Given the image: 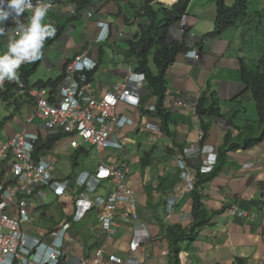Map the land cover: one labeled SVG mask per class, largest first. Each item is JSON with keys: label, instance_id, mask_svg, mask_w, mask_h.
I'll return each mask as SVG.
<instances>
[{"label": "crops", "instance_id": "1", "mask_svg": "<svg viewBox=\"0 0 264 264\" xmlns=\"http://www.w3.org/2000/svg\"><path fill=\"white\" fill-rule=\"evenodd\" d=\"M121 1L95 0L80 12L70 4L48 11L44 23L55 30L62 27V32L42 48L39 64L28 76V83L35 86L38 81L56 80L57 85L65 79L63 71L68 59L84 51L94 56L99 64L90 75V89L96 96H102L110 84L123 81L129 67L135 70L137 59L131 54L127 40L139 30L140 25L137 19L127 15L123 4L130 2L131 12L139 19L142 0ZM228 1L225 0L227 4ZM259 6L264 8V0ZM89 11L92 15H88ZM255 12L259 16L258 22L247 18V13V17L219 36L206 37L201 45L203 49L197 47L198 57L186 55V51L192 49L188 45L189 48L179 53L167 68L168 133L161 129L162 134L159 135L146 127L150 123L161 128L159 116L147 108L157 97L146 82H131L129 87L139 96V106L120 102L116 107L119 114L133 120L123 129L116 130L117 136L125 139L123 149L105 147L98 152L94 148L91 155L86 144L82 149L72 148L68 145V138L63 137L55 152L54 147L48 152L56 158L57 164L64 165V169L58 167L53 170L59 178H74L82 170L94 172L102 161L108 164L126 161L128 184L138 205V219L119 218V225L111 235L100 228L95 210H90L82 220L73 223L66 234V263L74 264L77 258L89 255L95 248H102L106 255L114 254L126 261L133 258L138 260L137 264H172V244L166 228L180 225L187 229L192 221V199L181 173L180 158L187 166L198 167L207 149L213 147L218 154L227 128L234 138L241 136L239 139L249 133L240 129L246 125H252L256 134L262 130L257 122L252 92L245 88L241 77L242 63L251 65L264 54V14L258 10ZM32 15L30 11H24L19 22L10 18L0 24V29H3L0 54L7 51L9 42L17 38L20 25H26ZM215 17L214 0H191L184 18L173 27L169 39L179 38L181 26L202 37L213 30ZM99 21L108 23L109 37L96 42L100 32ZM27 64L29 62L25 61L20 65L18 78L22 73L21 67ZM149 66L156 74L157 69L151 59ZM203 94L207 97L205 106L216 101L221 116L196 113L193 103ZM177 100L184 103L175 105ZM3 102L14 104L15 112H19L15 119L20 129L32 112L27 106L26 112L21 113L29 102L16 95ZM231 116L232 126L227 127L225 123ZM203 124H207V132L200 139ZM3 126L8 130L5 139L19 130L13 129L10 122ZM110 190V183L104 182L97 193L106 195ZM200 193L210 221L196 229L195 239L181 243V250L187 253L190 263L264 264V138L248 148L227 151L222 167L202 184ZM57 199L65 211L54 227L73 210L71 200ZM170 200L176 201V209L168 217ZM124 207L125 204L120 203V208ZM28 229L39 235L48 230L34 225ZM102 264L111 263L104 260Z\"/></svg>", "mask_w": 264, "mask_h": 264}, {"label": "built area", "instance_id": "2", "mask_svg": "<svg viewBox=\"0 0 264 264\" xmlns=\"http://www.w3.org/2000/svg\"><path fill=\"white\" fill-rule=\"evenodd\" d=\"M64 4L73 6L71 0H31V7L25 11L33 14L38 5H47L50 11ZM0 5L8 10L7 0H0ZM142 5L141 2L139 17ZM123 6L127 15L141 24L143 19L134 17L131 3L125 2ZM88 15L92 12L89 11ZM97 25L100 32L95 41L108 39V23L99 21ZM179 32L180 36L185 33L182 26ZM186 37L187 44L192 46L186 55L198 57L197 46L202 38L193 32H188ZM98 66L96 58L84 51L68 59L63 71L65 79L54 87L34 86L22 78L14 81L5 79L0 84L1 88L7 84L14 85V95L33 106L21 128L9 138L0 139V264H69L65 262L66 234L72 224L82 220L90 210L97 212L100 228L109 235L115 233L119 218L137 220L139 217L137 199L128 184L126 161L111 164L102 161L94 172L82 170L74 178H59L53 173L56 158L49 153L37 152L38 141L56 133L66 135L72 148L89 143L98 152L105 147L124 148L125 139L119 138L116 130L123 129L133 120L119 114L116 107L120 102L139 106V96L131 91L129 85L131 82H145V78L129 67L123 81L110 84L102 96H96L90 89L89 73L97 70ZM183 103V100L174 102L175 105ZM163 105L165 108L170 105L166 97ZM147 108L156 111V101ZM146 127L162 134L161 128L155 124L147 123ZM199 133L202 139L204 131ZM204 153L198 167L187 166L183 158L179 160L189 191L195 189L197 171L208 173L217 163L218 154L213 147ZM104 182L110 183L111 190L106 195L98 194ZM45 190L56 198L71 200L73 210L62 218L59 225L39 235L28 228L33 226L32 216L38 208L35 201L41 199ZM120 203L125 207L120 208ZM175 209L176 201L170 200L168 217ZM104 260L111 264L138 262L133 258L126 261L114 254L106 255L102 248H95L89 255L77 258L74 264H102ZM178 264H191L183 250L178 253Z\"/></svg>", "mask_w": 264, "mask_h": 264}, {"label": "trees", "instance_id": "3", "mask_svg": "<svg viewBox=\"0 0 264 264\" xmlns=\"http://www.w3.org/2000/svg\"><path fill=\"white\" fill-rule=\"evenodd\" d=\"M57 1V0H49ZM95 0H71V4L75 7L77 12H80L85 7L93 3ZM191 0H176L171 5H165L158 0H142L140 17L143 19L139 25V30L127 40L129 50L133 56L136 57L137 62L135 71L144 75L145 82L152 89L156 95V114L161 120V129L168 133V117L167 109L163 105V99L166 96V79L165 72L167 68L175 61L176 56L185 52L189 46L186 41V32L188 28L184 27V34L176 39H169V35L173 27L180 22L186 12ZM216 4V17L214 28L212 31L205 33L198 43L201 46L206 37L219 36L227 28L235 26L245 17H247V7L250 0H234L232 4H227L225 0H214ZM157 5V8L155 7ZM162 12V18L159 19L158 13ZM62 27L55 30V34L48 36L43 44V47L51 43L60 33ZM42 47V48H43ZM41 48V52H42ZM152 57L156 66L157 73L154 74L149 66V59ZM41 58V57H40ZM40 59L29 62V64L22 66V73L19 78L25 82L28 76L33 74L39 64ZM91 73H89V76ZM241 77L246 89H250L256 104L257 122L261 126V133L256 134L253 131L252 125H246L240 129L247 131V135L243 139L234 138L232 132L228 130L225 135L223 146L218 152L217 163L214 168L208 173H201L197 171L195 189L190 191L192 199V221L187 229L180 225L168 226L166 228L167 234L171 241V261L172 264H178V253L181 250V243L191 242L195 239L196 229L209 223L210 214L204 208L202 203V195L200 193L202 184L208 179L212 178L222 167L226 152L229 150H236L239 148H248L264 138V54L262 57L254 61L251 65L242 63ZM56 80H48L46 82L38 81L37 86H55ZM15 86L7 84L3 88L0 87V99L8 101L14 95ZM207 97L203 94L197 99L195 111L200 116L207 115L221 116L219 113L217 102L212 103L206 107ZM231 116L226 121L225 126H232ZM5 118L2 119L0 125L2 126ZM202 129L204 135L207 132V124H203ZM64 137L63 134H53L47 136L45 139H40L37 143V152L47 154L52 150L54 145Z\"/></svg>", "mask_w": 264, "mask_h": 264}, {"label": "clouds", "instance_id": "4", "mask_svg": "<svg viewBox=\"0 0 264 264\" xmlns=\"http://www.w3.org/2000/svg\"><path fill=\"white\" fill-rule=\"evenodd\" d=\"M160 2L168 5L165 1ZM7 4L8 10H4L0 6V24L10 18L19 22V17L27 8L31 7V0H7ZM47 12V5H38L28 23L20 25L18 36L9 42L7 51L0 54V84L5 79L8 81L18 80L17 70L23 62L40 59L45 37L55 34V29L50 24L44 23ZM2 32L3 29H0V33Z\"/></svg>", "mask_w": 264, "mask_h": 264}, {"label": "rangeland", "instance_id": "5", "mask_svg": "<svg viewBox=\"0 0 264 264\" xmlns=\"http://www.w3.org/2000/svg\"><path fill=\"white\" fill-rule=\"evenodd\" d=\"M262 1L263 0H250L249 1L248 7H247V13L249 14V17L247 18L252 19V21L254 20L255 22H258L257 20L259 19V16L256 15L255 10H258L260 14H264V8L261 9L259 6L260 2ZM228 2H229L228 4L230 5L233 2V0H230ZM167 4L169 5L171 3L167 2ZM155 7L157 8L156 4H155ZM159 14H160L159 19H161L162 12H159ZM262 21L264 22V15H263ZM186 34H188V32H186ZM150 59L152 63L153 62L152 57H150ZM27 106H30V108L32 109L31 107L32 105L27 103L23 106L21 113H23V111L26 112ZM14 112H15V106L13 103H6V102L4 103L3 100L0 99V122L2 121V119L5 118L3 125L10 122L12 124V128L17 131L19 129V123L15 119V116H17L19 112H15V114H13ZM3 125L2 126L0 125V139L2 140L5 139L8 133L7 128ZM59 134H62V133H59ZM65 136L66 135H64V137ZM62 142L63 140H61L59 143L57 142L54 145V149H53L54 152L58 148V146L62 144ZM84 145L80 148L82 149ZM85 146L91 151L90 154L93 153L94 147H92L90 143L86 144ZM80 148H76V149H80ZM63 166H64L63 164L58 163L56 168L62 167L64 169ZM35 205L38 206V208L36 209V212L32 216V223L38 229H45V230L52 229L54 225L59 223L61 216L63 212L65 211L64 210L65 207L61 205L58 199L49 190H47V192L41 196L40 200L35 201Z\"/></svg>", "mask_w": 264, "mask_h": 264}, {"label": "bare ground", "instance_id": "6", "mask_svg": "<svg viewBox=\"0 0 264 264\" xmlns=\"http://www.w3.org/2000/svg\"><path fill=\"white\" fill-rule=\"evenodd\" d=\"M163 1H166V3L169 2V3L173 4L174 1H176V0H163ZM171 4H169V5H171Z\"/></svg>", "mask_w": 264, "mask_h": 264}, {"label": "water", "instance_id": "7", "mask_svg": "<svg viewBox=\"0 0 264 264\" xmlns=\"http://www.w3.org/2000/svg\"><path fill=\"white\" fill-rule=\"evenodd\" d=\"M202 49H203V46H200V47H199V50H202Z\"/></svg>", "mask_w": 264, "mask_h": 264}]
</instances>
